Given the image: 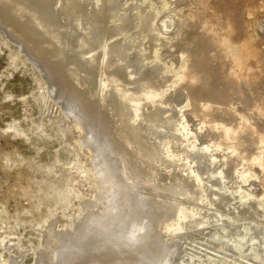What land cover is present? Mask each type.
I'll list each match as a JSON object with an SVG mask.
<instances>
[{
    "label": "bare ground",
    "instance_id": "6f19581e",
    "mask_svg": "<svg viewBox=\"0 0 264 264\" xmlns=\"http://www.w3.org/2000/svg\"><path fill=\"white\" fill-rule=\"evenodd\" d=\"M165 1L0 0L2 29L86 127L108 186L41 264H186L173 257L198 235L224 260L264 264V2Z\"/></svg>",
    "mask_w": 264,
    "mask_h": 264
},
{
    "label": "rangeland",
    "instance_id": "374dc122",
    "mask_svg": "<svg viewBox=\"0 0 264 264\" xmlns=\"http://www.w3.org/2000/svg\"><path fill=\"white\" fill-rule=\"evenodd\" d=\"M262 1L264 2V0L260 1L261 4ZM136 2H143L145 8L156 12L162 8L166 9L168 6L165 0H158V3H154L152 0H136ZM263 8L256 12L257 24L264 21ZM185 10L186 8L183 6L178 8L180 13H184ZM135 13H139L141 16L140 11H135ZM184 15L189 18L194 17L189 12ZM0 28L2 29L1 25ZM1 29L0 227H2L0 232L1 235L4 233V236L0 235V239L2 238L0 240V264L5 262L8 264H41L40 254L42 253H45L48 260L52 262L54 252L62 244L58 242L56 234L58 232L67 235L73 234L85 215L91 216L90 212L98 213L103 210L104 205L107 204L105 200L108 186L100 184L93 171V153L84 147L83 139L87 137L85 135L86 127L70 113L68 115L67 105L64 104L63 99L58 98L60 95H56L58 94L56 90L53 92L55 88L52 87L50 90L52 85H49V78L38 65L35 66L36 63L32 62L33 60H28L30 56L25 55L28 52L24 50L23 46L15 43L9 38L8 33ZM3 31L5 33H2ZM140 36L141 44L145 43L146 34L141 33ZM140 41L138 40V42ZM155 53L158 57V49ZM157 61L153 59L150 62ZM169 67L175 71L176 66L173 63H170ZM49 91H52L54 95ZM179 101H181L179 107L183 108L186 104L185 101L182 99ZM60 103H62L61 106ZM193 122L194 125L197 123ZM76 177L79 181H75ZM252 181L254 183V179L250 182L252 183ZM245 194L242 191L239 196L242 197ZM199 214L201 213L199 212ZM57 219L58 222H56ZM11 233L12 235L9 236ZM201 236L203 235L196 237V241H198L196 244L188 247L181 242V260L174 255L173 261L179 263L188 261L186 264H205L206 261L212 264H227L233 260L232 264H240L243 261L245 264H253L242 260V258H240L241 262L239 259L228 260L225 258L224 260L226 252L219 247H215L216 252L213 250L214 248L211 250L207 239L203 236L204 240ZM7 239L11 242L9 241L4 249L3 243L7 244ZM10 243L13 245H9ZM58 243L60 244L58 245ZM184 243H190V241ZM13 250L17 252L14 253ZM203 257L204 259H201Z\"/></svg>",
    "mask_w": 264,
    "mask_h": 264
}]
</instances>
